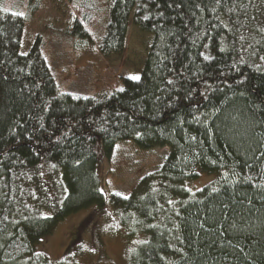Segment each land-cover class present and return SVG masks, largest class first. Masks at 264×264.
I'll return each mask as SVG.
<instances>
[{"label":"trees","instance_id":"16d2710c","mask_svg":"<svg viewBox=\"0 0 264 264\" xmlns=\"http://www.w3.org/2000/svg\"><path fill=\"white\" fill-rule=\"evenodd\" d=\"M7 1L0 264H66L36 245L92 205L145 237L128 264H264V0H111L101 54L123 51L130 20L152 43L138 80L89 97L57 93L40 38L20 53L27 17ZM128 141L168 155L129 197H106L97 146L109 157ZM200 173L216 177L190 192Z\"/></svg>","mask_w":264,"mask_h":264},{"label":"rangeland","instance_id":"374dc122","mask_svg":"<svg viewBox=\"0 0 264 264\" xmlns=\"http://www.w3.org/2000/svg\"><path fill=\"white\" fill-rule=\"evenodd\" d=\"M27 17L20 53L29 52L37 38L57 86V93L89 97L121 89L122 79L138 80L152 43V35L142 32L130 20L123 51L105 57L99 45L109 21L111 0H8ZM135 10L132 11L130 19ZM76 24L84 35L74 33ZM138 77V79H133ZM100 191L106 196L129 197L135 186L156 171L168 155L167 148L141 150L132 142H120L107 157L97 146ZM215 175L200 173L187 182L190 192L201 190ZM92 205L62 220L54 231L36 245V252L52 263L128 264L131 252L144 240L118 231L117 214L109 210L96 215Z\"/></svg>","mask_w":264,"mask_h":264},{"label":"snow or ice","instance_id":"6c2138e0","mask_svg":"<svg viewBox=\"0 0 264 264\" xmlns=\"http://www.w3.org/2000/svg\"><path fill=\"white\" fill-rule=\"evenodd\" d=\"M133 79H138V77H134Z\"/></svg>","mask_w":264,"mask_h":264}]
</instances>
